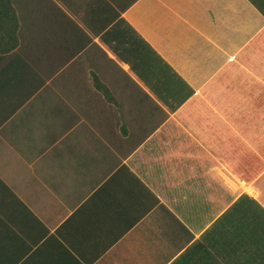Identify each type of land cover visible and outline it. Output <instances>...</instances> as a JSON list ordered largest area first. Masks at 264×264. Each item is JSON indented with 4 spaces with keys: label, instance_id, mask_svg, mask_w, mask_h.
Returning a JSON list of instances; mask_svg holds the SVG:
<instances>
[{
    "label": "crops",
    "instance_id": "0c3cea01",
    "mask_svg": "<svg viewBox=\"0 0 264 264\" xmlns=\"http://www.w3.org/2000/svg\"><path fill=\"white\" fill-rule=\"evenodd\" d=\"M11 1L0 264H264L259 10Z\"/></svg>",
    "mask_w": 264,
    "mask_h": 264
},
{
    "label": "trees",
    "instance_id": "16d2710c",
    "mask_svg": "<svg viewBox=\"0 0 264 264\" xmlns=\"http://www.w3.org/2000/svg\"><path fill=\"white\" fill-rule=\"evenodd\" d=\"M264 16V0H249ZM19 19L11 0H0V55L14 52L19 45ZM94 87L111 101L106 87L98 79H93Z\"/></svg>",
    "mask_w": 264,
    "mask_h": 264
}]
</instances>
